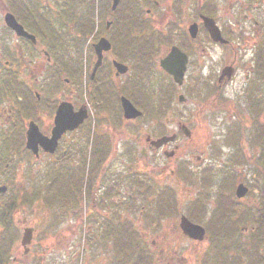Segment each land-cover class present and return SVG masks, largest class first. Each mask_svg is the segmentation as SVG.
I'll return each mask as SVG.
<instances>
[{
	"label": "flooded vegetation",
	"instance_id": "obj_1",
	"mask_svg": "<svg viewBox=\"0 0 264 264\" xmlns=\"http://www.w3.org/2000/svg\"><path fill=\"white\" fill-rule=\"evenodd\" d=\"M16 1L0 0V232L34 233L53 214L83 224V242L101 264H137L141 252L147 264H264L252 225L253 211L264 210V176L242 148L245 128L239 136L228 129L226 147L239 142V151L200 144L206 119L231 115L243 126L264 118V0H124L135 24L110 8L83 57L77 43L91 19H71L51 37L38 13L57 0H21L28 14L16 21L33 38L18 37L2 19ZM100 39L111 48L92 75ZM165 61L183 66L180 84ZM122 98L140 116L125 119ZM256 155L259 168L264 155ZM172 177L187 193L182 203ZM47 196L57 203L46 210ZM182 219L193 229L183 231ZM124 246L134 247L132 260Z\"/></svg>",
	"mask_w": 264,
	"mask_h": 264
},
{
	"label": "rangeland",
	"instance_id": "obj_2",
	"mask_svg": "<svg viewBox=\"0 0 264 264\" xmlns=\"http://www.w3.org/2000/svg\"><path fill=\"white\" fill-rule=\"evenodd\" d=\"M65 1V0H64ZM73 2V0H70ZM70 1L68 3H70ZM90 1V0H89ZM88 1V2H89ZM103 0H99V4H101ZM55 6V4H57ZM74 3V2H73ZM13 10L18 14L21 15L20 9L17 7H14ZM35 11L36 9L33 8ZM43 10V8L41 9ZM63 13V17H59L57 12ZM84 8H81L79 10L80 15L83 14ZM44 17L41 19H45V27H46V21L50 20L52 23V26L56 29L58 26H63V24L69 23L70 20L74 19L73 16H76V11L74 9H70L68 6L65 5L63 8L62 5H60V2L57 0L54 3L49 2V4L45 5L44 11ZM34 17L36 15H33ZM81 17V16H80ZM57 18V19H56ZM63 18V19H60ZM1 19V16H0ZM76 19V18H75ZM78 19V17H77ZM61 31V30H60ZM61 36L64 37V33H60ZM259 111H261V107L259 105ZM179 110H175L174 116L169 121V127H174L175 123L179 120ZM220 119V118H219ZM264 120V118H263ZM205 123L208 125H205V132H203V139L200 140V144H208L212 146V150L216 147L221 148L223 151L231 150L238 148L237 150H240L239 142L233 146V148L226 147V137L228 133L229 127H233L237 129V136L238 132L241 128H245L244 137L246 139L243 140L244 144V151L248 155V157H251L254 161L256 160L257 153H261L262 150L259 147V142L256 140L255 135L258 136L257 127L264 121H261L259 124V121L253 122V119L250 118L249 120L243 119L245 121L244 125L241 126L239 124V120L232 119L231 115L224 117V119L217 120L213 122L211 119L204 120ZM252 138V139H251ZM239 139V138H238ZM234 143V141H232ZM228 148V149H227ZM208 154V152H206ZM211 156L213 154L211 153ZM175 193L176 198L179 200V202L182 203V195L185 197L187 193L183 194L184 190L181 186L180 180L178 178L172 177L170 178V184ZM254 185V184H253ZM262 186H264V182H262ZM253 195V194H252ZM248 199V198H247ZM246 199V201H247ZM252 199V201L255 199L254 202L260 206V201L257 200L255 196H250L248 199L249 201ZM211 203V200L210 202ZM207 206H210L209 204ZM86 208V207H85ZM259 209L258 212L256 210L253 211V221L252 225L254 226L253 231V239L258 241H263L261 243V246H258V249L256 251V255L264 254L261 252V250L264 247V227L261 230V225L259 226V222L264 219V210L263 208H256ZM55 215H50L45 218V223L43 226H40L38 230L34 233V242L31 246L30 255L24 256L22 249L19 248V238H20V231H19V237L17 241H14L13 244H16V247H18L16 253L12 255V258H17L16 260L19 261V264H101L97 255L93 252L91 253V249L87 248L83 242V224L78 223L76 228L73 224L74 220H69V217L66 216L65 219L62 221L59 220L57 222L54 218ZM141 230H145V226H140ZM76 230V235H74V231ZM17 236V235H16ZM144 250V248H142ZM141 256V253L140 255Z\"/></svg>",
	"mask_w": 264,
	"mask_h": 264
},
{
	"label": "water",
	"instance_id": "obj_3",
	"mask_svg": "<svg viewBox=\"0 0 264 264\" xmlns=\"http://www.w3.org/2000/svg\"><path fill=\"white\" fill-rule=\"evenodd\" d=\"M118 1H119V0H113V5H112L113 8L116 6V4L118 3ZM5 21H6L7 26H8L9 28H11L12 30H14L18 36H25V34H24L23 31H22V28H21L19 25H17V23L15 22L14 18H13L11 15H6V17H5ZM206 28H207L209 31H211V29H210L209 26L207 27V25H206ZM94 48H95V50H96V52H97V56H98V61H97L96 65H95V68H94V72H95V70L98 68V66H99V64H100V58H101V57H100V56H101L100 52H101L102 50H104V51L109 50L110 46H109V44H108L106 41H104V40H100V42H99L97 45H95ZM116 66H117V70H118V72H120V73H123V72L125 71V69H126V68H122V66H120V65H116ZM121 68H122V69H121ZM173 69H174V68H173ZM173 69H168V68H166V70H167L169 73H171V74H173V75H176V74H177V71H176V70H173ZM179 71H180V73H181V70H179ZM122 106H123V110H124V116H125V118L131 119V118H135L136 116H138V113H137V112L133 109V107H132V106H131L126 100H124V99H123V101H122ZM71 122L73 123V120H72V119H71ZM59 130L62 131V128L59 127ZM58 137H59V131H58V133H56V135H55V138H58ZM50 150H52V148H51ZM245 192H246V189H244V188L240 185V186H238V188H237L236 195H237V197H242V196L245 194ZM180 228H181L183 231H186V230H188V229H190V230L193 229V227L190 226V225L188 224V222H187L185 219H182V220H181V222H180ZM30 240H31V233H30V231H25V232L23 233V238H22V241H21L22 245H23V246L28 245V244L30 243Z\"/></svg>",
	"mask_w": 264,
	"mask_h": 264
},
{
	"label": "trees",
	"instance_id": "obj_4",
	"mask_svg": "<svg viewBox=\"0 0 264 264\" xmlns=\"http://www.w3.org/2000/svg\"><path fill=\"white\" fill-rule=\"evenodd\" d=\"M92 7V19H93V14H94V6ZM90 19V18H89ZM258 130V135L260 136V138H258V142L261 144L263 150L262 153L264 155V124H260L257 127ZM261 168H260V172L263 173L264 176V162H261ZM264 179V178H263ZM75 188H77L76 190V199L78 200V197H80V193H81V183L79 185H75ZM174 206V203L171 205ZM121 238L124 240H130L131 236H130V232L123 230L122 232H120ZM2 234V235H1ZM16 233H11V232H4V233H0V264H8V257L11 251V243L9 242V237H11L13 235V237L15 236ZM10 243V245H9ZM134 247H128V246H124L122 247L121 250H123L124 256L128 257L130 260L133 259L134 257V252H133ZM144 255L143 253H141V257L143 258V261H138L137 264H147V260L145 258L146 261H144ZM124 264H128V260H124ZM134 264V263H132Z\"/></svg>",
	"mask_w": 264,
	"mask_h": 264
}]
</instances>
